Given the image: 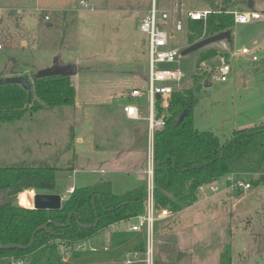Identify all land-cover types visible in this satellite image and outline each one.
Returning a JSON list of instances; mask_svg holds the SVG:
<instances>
[{
    "label": "rangeland",
    "instance_id": "obj_1",
    "mask_svg": "<svg viewBox=\"0 0 264 264\" xmlns=\"http://www.w3.org/2000/svg\"><path fill=\"white\" fill-rule=\"evenodd\" d=\"M67 1H73L71 5L73 21L67 31L66 43L63 40L62 29L55 27V33L52 32V35L57 43L63 40V43L59 44L56 49L59 50L62 60H78V68L82 71H79L77 75L80 76L79 82L82 87L89 89L91 85L97 87L101 85L100 78L88 75L90 72H99L102 61L110 62L109 65L112 67L115 61L121 60L123 69L138 70L147 79V37L136 30V25H138V19L150 8L151 0H89L94 5L93 12L80 9L77 0ZM155 1L157 10H165L170 14V0ZM245 4L247 7L250 6L249 9L261 12L263 16L261 35L264 34V0H245ZM213 6H216V0H183L182 20L185 22V15L190 10L201 8L211 10ZM227 10L226 12H232ZM46 26L47 22L40 19L42 31H49ZM162 26L174 38L169 42L170 47L189 46L186 25L181 32L176 33L170 30L168 22ZM27 28L30 36L38 35V33L35 35L32 28L30 29V22ZM232 29V33L239 39L235 41V46L239 47L241 42L249 40L250 37L243 38V27L235 26ZM21 35L22 32L14 21H11L5 14L0 15V74L3 73L9 56L14 60L23 61L21 66L26 68L37 65L44 58L46 49L43 48L41 42L37 43L36 38L35 46L23 48L19 43ZM263 37L264 35L261 36ZM47 50L52 52L54 48ZM256 57L258 59L256 62H251V56L240 57L243 64L239 71L234 70L233 61V72L228 75L226 82L212 80L209 73H204L207 74L210 85L205 87L202 84V87L195 93L192 105L195 129L211 131L219 142L224 143L231 138L234 131L248 121L255 120L257 125L264 124V48L256 52ZM198 58L199 52H192L183 57L180 56L176 64L160 66L161 68H179L184 74L181 85L176 91L191 87V76L196 71L194 68ZM33 74L14 76H24L32 85ZM243 83L246 84L245 87ZM145 86L144 83L143 87ZM139 104L146 108L144 102ZM55 109H57L56 112H51L50 108H46L47 111L41 114L26 113L18 121L0 123V125H5L3 127L6 128L3 129L7 131L0 133V167L45 166L55 168L60 166V163L57 165L52 158L50 161L45 160L46 163L33 162L30 154L27 157L28 151L25 147V141L29 139L27 137H31L37 126L43 125L46 136H48L46 142L51 143V145L46 144V147L51 149L45 150V153L51 155L57 152L54 150L56 144L52 143L51 138L56 139L58 131L69 139L67 143L64 142V149L70 150L71 136L76 126H82L81 121L84 118L82 112L85 110L82 109L78 112L76 119L71 120L67 115L60 114V109H64L63 107ZM5 133H13L16 136H5ZM60 142L62 141L59 140V144ZM78 154L79 152L76 153ZM80 156L83 158L82 161L76 163L74 161L73 166L68 167L74 169V172L69 171L71 183L76 188L92 186L99 179L97 171L104 167L103 162L98 160L93 162L94 166H89L85 157L82 154ZM79 168L88 171L84 172ZM91 170L95 174H92ZM245 181L250 183L246 179ZM124 186L125 183H115L113 188L115 194L123 195ZM218 187L219 192L207 191L205 194H198V203L176 213L165 208L172 216L164 220L166 223L159 229H157V224L154 226V256L159 264H220L222 255L229 257L230 264H264V184L257 187L251 186L246 191H223L226 186L221 183ZM37 194L40 193L26 191L15 198L14 205L33 208L34 197ZM133 222L123 221L119 228L126 230ZM100 233L108 235L109 229ZM98 243L104 244V241L101 239Z\"/></svg>",
    "mask_w": 264,
    "mask_h": 264
},
{
    "label": "trees",
    "instance_id": "obj_2",
    "mask_svg": "<svg viewBox=\"0 0 264 264\" xmlns=\"http://www.w3.org/2000/svg\"><path fill=\"white\" fill-rule=\"evenodd\" d=\"M215 8L211 11H220ZM223 9L210 14L204 25L201 21L187 22L189 45L230 31L231 15ZM204 34V35H203ZM217 55L215 49L199 52L191 76V87L174 92L165 107V126L153 136L154 204L156 209L169 208L173 213L192 206L198 201L200 185L219 182L229 174L245 177L251 186L264 184V124L234 131L231 138L219 142L211 131L194 128L192 105L195 93L209 81L207 74L197 72L199 64ZM31 101L19 85L0 86V123L20 120L26 113L46 108L73 105L75 90L67 77L34 79ZM160 112L161 100L155 104ZM54 168L5 167L0 168V259L8 256L29 257L30 264H63L58 254L61 241L77 242L91 239L111 225L134 218L144 209L145 185L123 195H115L106 183L93 187L74 188L62 207L57 210L23 208L14 200L25 191L40 190L50 194L55 189ZM48 191V192H43ZM70 216L69 224L66 225ZM97 220V225L94 223ZM31 247L26 248L34 231ZM56 225H59L56 226ZM81 225L91 226L88 229ZM106 243L107 252H83L71 255L66 264H111L137 251L139 240L126 232L111 233ZM230 264L222 255L220 264ZM2 264V263H0ZM154 264H159L155 260Z\"/></svg>",
    "mask_w": 264,
    "mask_h": 264
},
{
    "label": "crops",
    "instance_id": "obj_3",
    "mask_svg": "<svg viewBox=\"0 0 264 264\" xmlns=\"http://www.w3.org/2000/svg\"><path fill=\"white\" fill-rule=\"evenodd\" d=\"M72 4L73 1L69 2L67 0H59L57 2H54L53 0H0V15H7L11 21L15 22L17 27L22 32L19 40L21 46L23 48H31L35 46V41L37 38V43L41 42L43 48L46 49L44 58L40 60L37 65H31V67L29 66L27 68L25 66H21V64H23V61L14 60L9 56L6 65L4 66L5 68L3 70V73L0 74V77L35 73L40 69L52 66L57 58L61 59L59 50L56 49H58L59 44L63 43V40H65L66 43V35L68 34L67 31H69V26L71 25V21H73V17L71 16V14L73 13V11L71 10ZM245 5V0H216V6H213V8L211 9H215V7H217L221 10L229 9L231 11L238 12L260 13L261 17L258 20H253L245 25H234L232 27H243V38L250 37L249 40H247L246 42H241L239 47L235 46V41H238L239 39L238 37H235V34L232 33L233 29H231V41L229 43L226 41H221L209 46L206 49L217 48L219 51H221V49L226 48L231 51H236L244 46H247L253 48L256 54L258 50L264 48V37L261 38V36L264 35H261L263 28V23H261V20L263 19V16L261 12L249 9L250 6L247 7ZM209 9L210 8H201L198 10ZM45 16L49 18L48 21L44 20ZM40 19L47 22L46 27L49 29V31L41 30ZM29 22L30 29L32 28L35 35L38 33L36 37L30 36V33L28 31L29 29L27 28ZM55 27L56 29L59 28L63 31L64 39L61 40L60 43H57V40H54L52 35ZM136 30L139 31L138 25H136ZM40 33L41 35H39ZM30 43L32 45H30ZM53 48L54 50H52V52H48L49 50L47 49L51 50ZM47 53H50V55H47ZM240 57L243 56L238 55L231 59L232 61L230 62V74L233 72V61L235 64L234 70H240L241 65L243 64L242 60H240ZM61 61L64 64L74 63L76 64L77 68L79 65L78 60L61 59ZM109 64L110 62H100L101 69H99V72H90V75H88H94L100 78L99 80L101 81V85L99 87L94 85H91L89 89L82 87L81 83L79 82L80 76L77 75L79 71H82L81 68H78L79 70L77 71V74L75 76L70 77V82L75 90L74 103L73 105L69 106H60L64 108L60 109V114H62L63 116L67 115L69 118H71V120H75L78 112H81L82 109L85 110V112H82L84 116L81 121L83 123L82 126H76L71 136L72 147H70V150L64 149V144L67 143L69 139L65 138L63 136V133H60L58 131L56 139L51 138L53 140L52 143L56 144L54 146V150H57V152L51 153V155H49V153H45V150L51 149L50 147H46V144L51 145V143L46 142L48 141L46 140L48 136H46L45 127L43 125L37 126L31 137H27L29 139L25 141V147L28 151L27 157L28 154H30L31 160L33 162L46 163L45 160L50 161V159L52 158L57 163V165H59L58 163H60L59 167L54 168L56 170V186L54 189L56 192H51L50 194L52 195H61L69 187H73V189L76 188L74 185H72L71 177L69 174V171L74 172V169L73 167H68L69 165L73 166L74 161L75 163L82 161L83 158H81L80 154L85 157V159L87 160L86 163L89 166H94L93 162H96L98 160H100V162H103L104 166L100 171H97L99 172V179H97L95 184L85 187H93L100 183H106L110 186L112 193L115 194L113 189L115 183L122 182L125 183V194L139 187L140 185H145L146 158L144 159V154L147 149L148 125L146 117L148 115V106L147 101L144 97L131 98L128 96V93L131 89H144L145 87H143V85L144 83L146 85L147 79L138 70L127 71V69H123L121 60L115 61L114 66L112 67H110L111 65ZM237 73L238 72H236V74ZM89 80L91 79L89 78ZM245 86L246 84L243 83V87ZM140 102H144L146 108H143L142 105L139 104ZM129 103L135 105L139 110V118L136 120L127 119L124 115L123 107ZM51 110V112H54L57 109L51 108ZM45 111L47 110L42 109L35 113L41 114ZM254 121L255 120H252L242 124L238 130L249 129L256 126L257 124H255ZM3 126L5 125H0V133H2V131L7 132L6 129H3L6 127ZM56 128L58 129V127ZM4 135L10 137L16 136L13 133H5ZM59 140L62 141L60 142V144ZM77 152H79L78 155H76ZM65 161L66 164L63 165ZM43 167L45 166L28 168ZM79 169L84 172L88 171L83 170V168ZM91 173L95 174L93 173V170H91ZM219 183L226 186L223 191H231L227 188V184L223 181V179L218 182V185ZM37 191L38 190H31L30 192ZM115 195H117V193ZM196 203H198V201ZM62 205L63 204L60 205V208L62 207ZM122 222L111 225L108 228V235L99 233L92 238V241L95 242L102 239L104 242H106L112 232H115L116 230L125 231L119 228V225L123 224ZM165 223L166 221L164 220L158 221L155 223V226L157 224V229H159Z\"/></svg>",
    "mask_w": 264,
    "mask_h": 264
},
{
    "label": "built area",
    "instance_id": "obj_4",
    "mask_svg": "<svg viewBox=\"0 0 264 264\" xmlns=\"http://www.w3.org/2000/svg\"><path fill=\"white\" fill-rule=\"evenodd\" d=\"M183 0H170V14L165 10H157L156 1L151 0V6L146 13L138 21V30L147 37L148 49V76L144 89H131L128 96L131 98L144 97L147 101L148 115L146 117L148 125L147 151H146V169H145V198L144 209L140 215L129 219L134 221L125 231L133 234L139 242L140 246L137 251H131L125 254L122 258L111 264H154L155 256V223L161 220H166L172 216L167 209H156L154 204V165H153V136L154 132L161 130L165 126V107L170 95H172L180 87L184 74L179 68H161V65H173L178 63L180 51L182 48H174L169 46V42L173 40V36L169 35L165 27L168 26L172 32H181L184 26H187L188 21H201L206 24V20L210 14H220V11L198 10L188 11L185 15V22L182 20L181 4ZM77 5L80 9L93 12L94 5L89 0H77ZM233 18L234 25H245L253 20L260 19V13L256 12H226ZM48 21L47 16L44 17ZM204 35V34H203ZM210 49V48H209ZM213 49V48H211ZM217 51V55L209 60L199 64L197 72L209 73L212 80L225 82L230 74V61L236 56H251V61L256 62L258 59L253 48L244 46L236 51H231L226 48ZM196 70V69H195ZM196 72V71H195ZM160 96L161 107L160 112L156 108V96ZM124 115L127 119L136 120L139 118L138 108L129 103L123 107ZM227 184V188L231 191L242 190L246 191L251 188L250 183L239 175L229 174L222 178ZM73 187H69L63 194L60 195V202L63 204L70 194L73 192ZM216 193L219 191L218 182L210 185H200L197 189L199 195L206 192ZM112 232V233H115ZM109 246L91 239H84L77 242L61 241L58 246V254L60 261L63 264L69 262V259L74 253L83 252H107ZM2 264H30L29 257L8 256L0 259Z\"/></svg>",
    "mask_w": 264,
    "mask_h": 264
},
{
    "label": "water",
    "instance_id": "obj_5",
    "mask_svg": "<svg viewBox=\"0 0 264 264\" xmlns=\"http://www.w3.org/2000/svg\"><path fill=\"white\" fill-rule=\"evenodd\" d=\"M231 33L230 31H224V32H220L216 35L207 37L205 39H202L200 41H197L191 45H189L188 47L182 48L180 51V55L183 57L189 53L192 52H199L203 49L208 48L209 46L215 44V43H219L221 41H226V42H230L231 41ZM78 68L76 66V64L74 63H68V64H64L60 58H57L55 60V62L53 63L52 66L48 67V68H44V69H40L38 71H36L33 74V78L34 79H42V78H47V77H73L77 74ZM8 84H15V85H19L21 86L26 92H27V102L30 103L31 101V93H32V87H31V83L30 81L24 77V76H4V77H0V86L1 85H8ZM205 87L209 86V83L206 82L204 84ZM160 96L157 95L156 96V100H159ZM60 195H52V196H48V197H40V198H36L35 201V205H34V209H47V210H57L60 209ZM70 221V216L67 220L66 225L69 224ZM97 225V220L94 223V227ZM47 226V224H44L40 227H38L31 239L29 244L27 245L26 248H29L32 246L33 241H34V235L37 232L42 231L43 229H45V227ZM59 227V225H56ZM81 228L84 229H88L91 226H87V225H81ZM17 247L14 246H4V247H0V249H14Z\"/></svg>",
    "mask_w": 264,
    "mask_h": 264
},
{
    "label": "bare ground",
    "instance_id": "obj_6",
    "mask_svg": "<svg viewBox=\"0 0 264 264\" xmlns=\"http://www.w3.org/2000/svg\"><path fill=\"white\" fill-rule=\"evenodd\" d=\"M49 195H52V194H38V195H36V196L34 197V201H36V198H40V197H42V196H44V197H48Z\"/></svg>",
    "mask_w": 264,
    "mask_h": 264
}]
</instances>
